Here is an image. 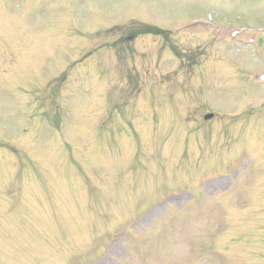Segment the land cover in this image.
Instances as JSON below:
<instances>
[{"label": "rangeland", "instance_id": "obj_1", "mask_svg": "<svg viewBox=\"0 0 264 264\" xmlns=\"http://www.w3.org/2000/svg\"><path fill=\"white\" fill-rule=\"evenodd\" d=\"M0 264H264V0H0Z\"/></svg>", "mask_w": 264, "mask_h": 264}, {"label": "flooded vegetation", "instance_id": "obj_2", "mask_svg": "<svg viewBox=\"0 0 264 264\" xmlns=\"http://www.w3.org/2000/svg\"><path fill=\"white\" fill-rule=\"evenodd\" d=\"M110 29H111V28H110ZM153 31H157V30H156V28H154V30H153ZM153 31H152V32H153ZM148 32H150V31H148ZM162 33H163V32H162ZM124 37H125V36H123V37H121V36H120V38H118L117 45H119V44L121 45V44H122V42H123L124 40H126V39H131V38H133V34H131L130 36H128L129 38H128V37H126V39H124V40H123V38H124Z\"/></svg>", "mask_w": 264, "mask_h": 264}, {"label": "water", "instance_id": "obj_3", "mask_svg": "<svg viewBox=\"0 0 264 264\" xmlns=\"http://www.w3.org/2000/svg\"><path fill=\"white\" fill-rule=\"evenodd\" d=\"M210 117H212V114H207V115L205 116V118H210Z\"/></svg>", "mask_w": 264, "mask_h": 264}]
</instances>
